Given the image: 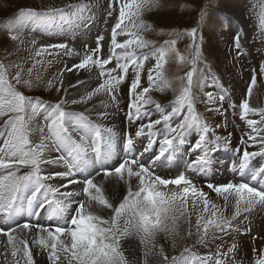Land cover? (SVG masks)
<instances>
[{
    "label": "rangeland",
    "instance_id": "rangeland-1",
    "mask_svg": "<svg viewBox=\"0 0 264 264\" xmlns=\"http://www.w3.org/2000/svg\"><path fill=\"white\" fill-rule=\"evenodd\" d=\"M75 1L78 0H62L59 3L68 2L67 5H69ZM84 2L88 5L94 4L99 9L104 4L107 11H112V15H117L120 7L118 0H84ZM47 6L44 0H0V64L4 65L10 81L26 97H33L31 100L36 111L32 112L29 108L26 113L30 140L31 127L36 124L44 102L61 103L65 112L74 110V107L65 99L66 88L64 90L61 86L63 49L40 51L36 48L33 50L27 42V35L25 36V27L31 18L21 13L29 9L36 13L51 9ZM141 17L147 26L143 39L150 43L147 47L133 49L140 58L135 64H128L126 74L121 70L112 73L113 76H124L123 82L114 90V93L110 95L102 91L98 105L93 107L92 111L82 112V114L95 117L97 122H102L101 124L111 125L110 119L100 112L114 111L126 125L125 142L129 135L133 139V149L129 155L135 156L149 167L154 175L173 179L172 174L164 167L166 166L165 157L177 147L178 143H174L164 156L155 160V157L160 154L163 140L171 137L170 131L161 124L153 129L155 135H148L147 128L139 137L135 133L141 125L159 119L163 112L171 111L176 104L182 85L187 83L186 74L191 71L193 72L191 91L195 111L211 129L207 133L209 145L215 146L216 143H220L216 141L222 139V142L228 143L229 146L241 147L240 150L256 153L264 151V143H261V140H264V123H258L256 131H253L248 124L249 120L260 121V112H264V71H261L264 65V25L261 22L264 18V0H158V5L145 10ZM192 29H196L195 44L191 35ZM12 35H17L19 38L12 40ZM236 36H239V48L236 46ZM171 41H175L176 51L185 57L186 62L181 63L175 53L170 52L167 62L162 69L158 70L156 65L159 61V53L162 49L169 47L165 42ZM197 48L199 49L198 58L196 57ZM38 51L41 52L40 55H36ZM106 54L109 55L110 51H106ZM98 55L104 59L103 51ZM194 58L195 64L192 63ZM89 68L94 72L93 78L99 77L97 78L99 80H96L97 86L107 79V76H101V70L95 65H90ZM29 69L32 70L31 73ZM109 69L112 68H105V71ZM18 71L21 74L20 83L14 79ZM158 71L162 72L160 78H157ZM149 74L153 76L151 84L148 79ZM137 75L140 79V88L136 89L135 95L141 94L144 88L150 90L143 94L141 99L135 100V103L141 105V110L145 114L137 119L132 110V119H129V105L134 101V95L130 94L129 88ZM253 75H255V84L249 96L248 88ZM24 80H30L31 85H25ZM207 93L212 94L213 101H209ZM221 96L224 97L223 100L220 99ZM149 98L158 103L163 112L157 110L155 104L142 103V100ZM245 99L248 100L251 108L258 111L250 112L242 118L241 103ZM78 113L81 115V112ZM186 113L185 107L182 116ZM225 113L230 115L228 121ZM12 115L8 113L0 117V126L2 125L0 147H3L9 131L5 121ZM175 123L176 120L173 121V126ZM199 135L198 129H191L185 133L184 140L195 145L194 137L199 140ZM249 136H256V142L250 140ZM251 164L255 169L264 166V155L255 156L250 160L249 167ZM29 171L30 168L20 166L17 174L24 175ZM224 171L222 169L218 175L221 182H218L219 178L212 180L211 173L204 184L201 181L198 182V189L202 190L210 201L209 212L203 211V203L197 199L195 206L191 201L187 203L186 210L181 207L180 211L174 214L175 220L168 221L169 231H158L154 239L147 244L143 243L140 235L137 234L144 254L140 257V264H154L156 259L157 264H161L164 256L169 258V255L184 249L189 251L188 259L199 257L206 264H216L217 259L223 260L224 264H255V261L264 254V205L256 204L249 211L241 212L239 216L234 217L237 199L235 194H216L207 186L209 183L213 185L234 183L230 181L229 172ZM235 174L238 175V173ZM238 183L240 182L236 181L234 184ZM173 187L169 185L164 190L171 192ZM122 188L125 191L124 197L128 195L129 190L138 191V178H127ZM177 204H180L179 200ZM211 204H215L217 206L215 210H218V213L229 219L231 223L223 230L210 227L208 234L201 239L197 233V220L201 217L204 220L211 218V212L214 211ZM69 208L71 209V206ZM130 218V212L122 215L123 220ZM200 230L203 231L202 227ZM68 242H71V239H68ZM230 248H233V251L229 252ZM3 251V246L0 245V264H12L5 256L7 250ZM125 258L127 259L126 255Z\"/></svg>",
    "mask_w": 264,
    "mask_h": 264
},
{
    "label": "snow or ice",
    "instance_id": "snow-or-ice-1",
    "mask_svg": "<svg viewBox=\"0 0 264 264\" xmlns=\"http://www.w3.org/2000/svg\"><path fill=\"white\" fill-rule=\"evenodd\" d=\"M118 2L120 3L119 20L111 30V47L109 49L111 54L106 59L100 58L98 54L102 51L100 42L103 40V37L98 36L96 48L92 49L91 52H85L79 63L73 64L67 69L68 71H73V69H87L90 65H95L101 70V76H107V79L103 83L95 88L93 92L88 93L87 97L82 99H91L93 95L102 91L112 95L114 90L123 82L124 76H113L112 73L115 69L105 71V66L109 65L113 58H115L117 61L116 67L126 74L128 64H135L140 58L137 56L135 50L130 51L129 49H132L133 45H136L138 48H144L150 43L138 36L139 30H147V26L142 21L133 24L137 32H133L131 28L127 27L125 21L131 20L133 17L139 19L145 10L156 7L158 5V0H118ZM53 10L62 11V9ZM21 15L33 18L39 15H46V13H36L29 9L26 12H22ZM201 15L203 16V12ZM225 19H227V17H225ZM261 22L262 25H264V18H262ZM117 30L129 35L131 38L124 42H117V36L120 34ZM10 31H14V29H10ZM191 35L193 37V43L195 44L196 29H192ZM18 38L17 35L11 36L12 40ZM235 40L236 46L239 48V36H236ZM165 43L169 47L167 49H162L159 53V61L156 65L158 70L163 68L170 52L175 53L176 58L181 63L186 62L185 57L176 51L175 41ZM48 48L63 49L65 50V54H73V50L69 49L66 44L48 45L43 47L41 51H47ZM117 49L123 51L118 53ZM40 54V51L36 53V55ZM76 54L78 55V53ZM196 57H199L198 48ZM121 61L124 62L121 63ZM192 63L195 64V58ZM31 71L32 70L29 69V73H31ZM261 71H264V65H262ZM161 76L162 72L158 71L157 78ZM192 77L193 72L190 71L186 74L187 83L186 85H182L176 99V104L171 108V111L163 112L161 106L150 98L142 100L143 104H155L157 110H161L163 114L159 119L150 121L146 125H141L140 129L135 133V135L139 137L144 134V129L147 128L148 135H155L153 129L161 124L170 131L171 137H166L163 140L160 154L155 157V160H159L168 149L173 147L174 143L183 142L186 132L191 129H198L200 131L199 140L194 145L193 150H200L201 155L189 165L190 169L196 167L205 168L211 163V154L217 150L215 146L209 145L207 140V133L211 131L210 127L195 111L191 91L193 83ZM14 79L17 83L21 82V74L19 71L16 73ZM148 79L151 84L153 81L152 74H149ZM23 83L25 85H31L30 80H24ZM139 84L140 79L137 75L129 88L130 94L134 95V101L129 105V119H132V110H134L137 119L145 114L141 110V105L135 103V100L141 99L143 94L148 93L150 89L144 88L141 94L135 95ZM254 84L255 75H253L252 82L248 88L249 96L251 95L252 86ZM57 91H59V89H57ZM206 95L209 101L214 100L211 93H207ZM223 98V96L220 97L221 100H223ZM113 99H115L114 95ZM80 102V100L71 101L72 104ZM185 107L187 113L182 116ZM29 108H31L32 112L36 111L31 98L17 91L7 79V72L4 65L0 64V117L8 113L13 114L5 121V125L9 128V131L7 138L4 140L3 147H0V214H3L5 218L10 217L23 208V203L20 201V193H31L24 197L27 201L28 211L31 214L32 205L34 201H36L37 194L42 188H47L53 193L58 191L57 188L46 185L44 181L59 177L62 180H67V184H63L61 187H68L75 184L77 181L70 177L75 175L76 169L86 167L88 162L87 149L84 147L83 143L84 137H80L79 141L72 137V131L78 127V125L73 122L74 113L65 112L61 103L52 106V111L46 117L48 135L45 136L43 134L44 130L41 128L40 142L33 144L29 138L30 129L26 119V113ZM241 109L242 118L247 116L250 112L258 111L249 106L247 99L242 101ZM209 111H211V109H209ZM260 115V121H248L253 131L257 130L256 126L258 123H264V112H260ZM81 119H83L82 114ZM174 120H176L175 126H173ZM108 131L111 132L112 129H108ZM97 135H99L98 132ZM249 139L256 142L257 137L249 136ZM48 141H51V149L61 153L60 155L52 159L45 157V152L49 150ZM261 143H264V140H261ZM133 144V139L129 135L124 145L126 152L125 158L117 161L116 165L111 168L103 166L106 156L101 157L99 149L93 148V151L96 152L93 163L98 162L102 165L101 171L104 177L115 176L119 180H124L126 174L129 179L136 177L139 180V190L136 192L129 190L128 195L124 197L119 206L114 207L113 204L110 203L109 199L104 194L103 188L94 182V177H85L83 180V193L88 197L90 202L95 201L104 208L112 209L113 215L110 219H104L101 215L93 213L90 210L91 203H89L86 209L85 203L79 201L75 209V215H73L70 220L71 225L74 226L72 228L62 226L45 227L33 225L29 222L17 225L18 228L29 232L33 229L38 230L37 238L34 239L33 243L43 248L50 249L49 259L53 261V264L60 258L57 254L58 250L70 253L71 261H74L75 264H128L120 247V241L123 237L135 232L140 235L141 241L147 244L151 239H154L158 231H169L168 221L170 219L173 221L175 220L174 214L180 211L181 207L186 210L187 198L189 195L201 200L203 203V211L205 213L209 212L210 201L207 199V195L202 190L197 189L195 185L192 184L191 180L187 179L183 174H180L174 179H164L154 175L149 167H146L135 156L129 155L132 152ZM257 155H264V151L256 153L245 150L239 165L240 170L243 172L245 169H249L250 160ZM45 163H63L67 171L41 175V165ZM20 166L28 167L30 171L24 175H18L17 173ZM249 172L252 181L257 180L258 177L264 178V168L258 171L249 169ZM99 174L100 172L96 173V175ZM169 185L177 187L184 185V187L180 192L165 191L164 189ZM207 186L216 194H235L237 199L234 217L239 216L241 212L249 211L256 204L264 205V189H259L247 182L238 184L229 182L223 185H213L209 183ZM64 195L71 197L73 193L67 192L64 193ZM196 199L193 200L194 206ZM225 199H227V196H225ZM178 200L180 201L179 205L177 204ZM44 206V202H41L39 205L41 208ZM67 207L68 205L61 203L59 211H66ZM211 208L214 209V211L211 212V218L204 220L203 217H201L197 220V233L201 239L208 234L210 227L223 230L225 227L230 226L231 223L229 219L219 214L218 210H215L217 208L215 204H211ZM125 212H130L131 218L125 220L123 226H121L120 219ZM201 227L203 231L200 230ZM15 230L14 228H10L7 232H4V229H0V233L7 235L9 243H12L14 240L12 233ZM65 234L71 237L70 247L65 245L61 240V237ZM21 243L23 244L26 264H34L33 253L29 247L28 240L23 239ZM234 247L235 246H233V248ZM233 248H230L229 252L233 251ZM15 254L16 252L13 251V255ZM165 259H167V257H165ZM180 261H182L183 264H206V262L199 257L191 259H184L183 257L173 258L172 264H179ZM216 264H224V261L217 259ZM255 264H264V254L255 261Z\"/></svg>",
    "mask_w": 264,
    "mask_h": 264
},
{
    "label": "bare ground",
    "instance_id": "bare-ground-1",
    "mask_svg": "<svg viewBox=\"0 0 264 264\" xmlns=\"http://www.w3.org/2000/svg\"><path fill=\"white\" fill-rule=\"evenodd\" d=\"M54 1L52 2L51 0H44V3L48 4L47 7L48 8L51 7V9L52 8L55 9L56 7H59V6L69 9L70 6L73 4L72 3V4L67 5L68 2L59 3L62 0L61 1L54 0ZM102 7H103L102 9H106V6L104 4L102 5ZM89 11L91 10L87 8L81 9V12H83V14ZM109 13L110 11L107 13L108 16L110 15ZM75 27L74 29H76V31L78 32L79 26L75 25ZM65 30L69 32L72 31L71 27H66L65 25H62V24L58 26V29H57L58 32H63ZM32 32L28 30L26 32V35H27V42L33 50L36 48L40 50V48L43 45L48 44L50 43V41L54 40L51 38L48 39L47 41L45 39L39 40L37 38L38 35ZM65 38H66L65 40L68 42L67 44L68 48L73 50V54L71 55L65 54V50H62V53H61V58L63 61L62 62L63 73H62V79H61L62 85L61 84L60 85L62 86V88H64V90L66 88L67 94H66L65 99L67 103L72 105L74 109L76 110H80L83 112H87L89 110L92 111L93 107L98 105L102 92L96 95H93L91 99L85 100L82 98L87 97L88 93L93 92L94 89L98 87L96 85L97 84L96 80H99V79H97L96 77L93 78L94 72H92L90 68L73 69V71L67 70L73 64L79 63L83 55L85 54V52H88V51H86L83 48V45L77 41L78 37L75 34L66 35ZM94 44H95L94 42L91 43L92 46ZM76 53H78V55ZM83 89L85 91H83ZM72 100H80L81 102L77 104H72L71 103ZM100 113L103 114L104 117L109 118L111 122V125L103 123L105 125V128H100V133L103 136L105 135L108 138V140H112L111 137L113 136H115L116 139H120V140L123 139L124 135L126 134V127H125V123L123 122V120H121V117L118 114H116L114 111H110V110L109 111L104 110V112L101 111ZM41 119L42 118H40V120L36 122L35 124L36 126L34 125L31 127L33 144L40 142V137H41L40 129L41 128H43L44 130L43 134L45 136L48 135L46 123L40 122ZM91 126H92V133L98 130V126L96 125V123L93 122ZM108 129H112V131L109 132ZM80 135L81 134L79 132L72 131V137H74L75 140L79 141ZM99 140L101 142L102 138L100 137ZM48 144H49V150L45 152V157L48 159L57 157L58 154L55 153V151L51 149V144L49 143V141H48ZM99 144L100 143H97L96 146H98ZM103 146H105V144H103ZM116 163H117V160L113 162L111 167L116 165ZM41 169L42 171H44V173H47L49 175L52 173H56L58 171L59 172L62 171L63 166L61 163H45L41 165ZM97 172H100V174L96 175ZM76 174H79L83 178L94 177V182L103 188L105 196L109 199L110 203H112L114 207H116V205L120 203V201L123 200L125 191H123L122 187H123V183L127 179L126 174H125L124 180H119L115 176L104 177L103 172L101 171L100 168L93 170L91 172H85V171L78 172L77 170H75V175ZM70 178L74 179L73 176ZM44 183L46 185H51L53 188H59L61 187V185L67 184V180H62L59 177H56L54 179L44 181ZM79 184L80 183H75L68 187H61V190L60 191L58 190L59 192H57L56 197H54V195H52V192L49 190L48 192H46V194L43 192L45 195L42 193H38L37 198H42L44 196L53 197V200H55L58 206V209H59L60 204L63 203V204L68 205L67 210L69 211L71 209L72 210L69 213H67V210L64 212L59 211V214L55 218L50 219V220L44 221L43 218H39L34 221V225H41L45 227H54V226H62L66 228L72 227L70 220H71V217L75 215V209L77 208L79 201H83L85 203L86 209L88 208L89 203H91L90 210L93 213L97 215H101L104 219H110L113 214L112 209L104 208L103 206L97 204L95 201L90 202L88 197L83 193V188H81V186H77ZM67 192H72L73 195L71 197H67L64 195V193H67ZM70 206H71V209L69 208ZM124 221L125 220H123L121 217L120 219L121 226H123ZM18 223H19V220L7 219V220H4L3 223L0 224V229H4V232H7L12 226ZM46 224L49 226H47ZM37 231L38 230L33 229L32 231L29 232V231L18 228L17 231L12 233L14 237V240L12 243H9L7 235H5L4 233H0V245L3 246L4 251L7 250V252H5V256L8 262H12V264H26V258L24 257L23 244L21 243V240L27 239L29 242V247L33 253L34 264H53V261L49 259L50 249L43 248L42 246L33 243L34 239L37 238ZM68 239H71V237L67 234L61 237V240L65 243V245L70 247L71 242H68ZM120 247L123 253L126 255L129 264H140L141 262L140 257L141 255H144V254L140 246L138 235L135 232L123 237L120 241ZM13 251L16 252L15 255H13ZM57 254L59 255L60 258L59 260L55 262V264H70V261H71L69 260L71 258L70 253H65L61 250H58ZM157 261L158 260L156 259L154 264H157ZM71 264H74V262L71 261Z\"/></svg>",
    "mask_w": 264,
    "mask_h": 264
}]
</instances>
